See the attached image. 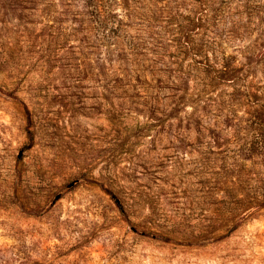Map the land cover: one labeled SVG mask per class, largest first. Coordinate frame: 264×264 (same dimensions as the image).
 Instances as JSON below:
<instances>
[{"label":"rangeland","instance_id":"rangeland-1","mask_svg":"<svg viewBox=\"0 0 264 264\" xmlns=\"http://www.w3.org/2000/svg\"><path fill=\"white\" fill-rule=\"evenodd\" d=\"M111 2L127 76L83 0H0V264H264V0Z\"/></svg>","mask_w":264,"mask_h":264},{"label":"trees","instance_id":"trees-1","mask_svg":"<svg viewBox=\"0 0 264 264\" xmlns=\"http://www.w3.org/2000/svg\"><path fill=\"white\" fill-rule=\"evenodd\" d=\"M83 3L84 7L87 8L86 14L91 18L90 20L92 21L94 18L97 23L96 30L98 31V37L101 42L99 45H104L106 47L107 54L110 53L113 56H116L115 58H109L107 56L105 59L108 61L105 63H100V61L105 60L100 58L97 66L98 71L100 73H103V70L105 72L106 70H113V72L118 71L122 76L132 74L131 72L133 70H131L127 64L124 69L121 65L115 69V64H118V62L121 63V61L122 63H128L130 60L129 55H143L146 37L141 36V34L133 35L129 29H125L126 25L123 24L120 19L115 20L116 15L112 13L111 0H83ZM140 30L141 28L137 27V32ZM155 36L158 37H155L153 40L161 43V48H163V41L161 39L162 35L156 33ZM190 38V32L188 30L186 32H180V37L177 40L180 41L179 47L183 48L182 50L187 51L193 48L191 40H189ZM99 45H97V49L99 48ZM107 63L109 66H107ZM118 78H120V76H118ZM118 78H116V82L119 81Z\"/></svg>","mask_w":264,"mask_h":264}]
</instances>
